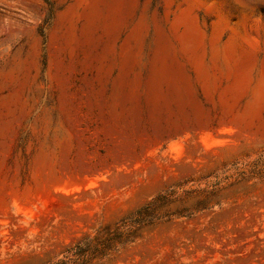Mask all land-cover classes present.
<instances>
[{
  "label": "rangeland",
  "instance_id": "obj_1",
  "mask_svg": "<svg viewBox=\"0 0 264 264\" xmlns=\"http://www.w3.org/2000/svg\"><path fill=\"white\" fill-rule=\"evenodd\" d=\"M71 1L0 0V264H264V0H138L132 94L101 47L50 43ZM188 9L208 81L173 28ZM155 23L193 83L185 117L146 97ZM233 33L258 48L246 81L212 53Z\"/></svg>",
  "mask_w": 264,
  "mask_h": 264
},
{
  "label": "bare ground",
  "instance_id": "obj_2",
  "mask_svg": "<svg viewBox=\"0 0 264 264\" xmlns=\"http://www.w3.org/2000/svg\"><path fill=\"white\" fill-rule=\"evenodd\" d=\"M137 3L138 0H72L58 13L50 43L53 46L64 43L72 51L81 46L101 47L103 50L98 55L101 75L111 78L113 65H119V73L113 78L114 86L118 93L129 87L132 94L141 85L139 77L132 80L130 77L148 30L147 15H142L136 23L133 21ZM180 27L184 30L176 37L181 51L195 53L196 68L206 78L208 74L200 50L204 37L191 19L190 9L176 18L173 28L178 32ZM154 31V51L145 83L147 100L154 115L172 109L174 105L185 117L197 111L192 80L170 37L158 23H155ZM257 49L255 44L245 41L237 33L231 34L223 45H219L216 39L212 44L213 56L225 63L229 73L240 75V81L248 80L244 68L255 62ZM55 52H59V47ZM262 77L256 101L264 106V70Z\"/></svg>",
  "mask_w": 264,
  "mask_h": 264
},
{
  "label": "trees",
  "instance_id": "obj_3",
  "mask_svg": "<svg viewBox=\"0 0 264 264\" xmlns=\"http://www.w3.org/2000/svg\"><path fill=\"white\" fill-rule=\"evenodd\" d=\"M79 251H80L79 253H82V252H84V250H82V249H80Z\"/></svg>",
  "mask_w": 264,
  "mask_h": 264
}]
</instances>
